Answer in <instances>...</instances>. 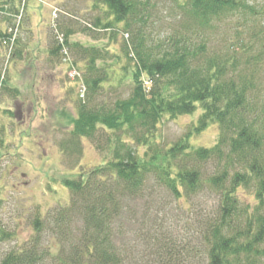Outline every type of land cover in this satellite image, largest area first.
I'll use <instances>...</instances> for the list:
<instances>
[{
  "label": "trees",
  "instance_id": "1",
  "mask_svg": "<svg viewBox=\"0 0 264 264\" xmlns=\"http://www.w3.org/2000/svg\"><path fill=\"white\" fill-rule=\"evenodd\" d=\"M255 1L90 0L91 17L72 22L54 11L46 53L75 94L58 148L75 168L83 140L108 155L62 178L65 204L38 209L32 234L0 264H264V0ZM25 3L0 0V96L17 97L8 77L27 49ZM197 110L195 125L160 144L163 119ZM211 125L213 146L193 147ZM155 192L194 204L183 230L163 232L144 208L139 217L134 203ZM13 236L0 228V244Z\"/></svg>",
  "mask_w": 264,
  "mask_h": 264
},
{
  "label": "rangeland",
  "instance_id": "2",
  "mask_svg": "<svg viewBox=\"0 0 264 264\" xmlns=\"http://www.w3.org/2000/svg\"><path fill=\"white\" fill-rule=\"evenodd\" d=\"M25 5L28 19L24 28L30 32L22 37L27 49L22 60H14L8 77V84L16 88L17 97L8 93L0 96V140L3 141L0 147V228L14 235L9 242L0 244V260L5 252L27 241L32 234L31 217L38 209L45 213L54 204H65L68 197L61 185L62 178L77 173L81 166L89 169L98 165L108 155L103 143V149L98 151L83 140L80 166L75 165V168L69 164L72 159L60 153L57 144L67 132V118L75 117V94L64 92L67 80L58 68L51 66L46 53L54 11H60L57 18L61 16L67 22H72L68 14L86 21L92 12L90 0H26ZM159 12L168 17L167 12L171 11L160 7ZM76 38L81 42L86 40L83 36ZM118 92L123 97L128 96L124 86ZM199 114L197 110L176 120L163 119L158 127L160 144L165 146L177 141L196 124ZM217 131V126L211 125L193 136L190 144L210 148L216 141ZM155 195L152 201L151 193L134 203L139 217L144 215V208L149 210L151 221L157 218L163 232L183 230L194 204L170 199L161 192ZM197 202L208 205L211 200L202 198ZM154 209L162 213H155ZM139 249L143 250L142 244Z\"/></svg>",
  "mask_w": 264,
  "mask_h": 264
}]
</instances>
